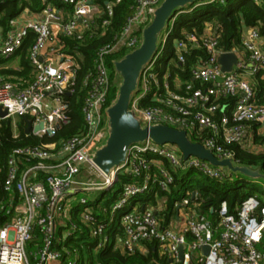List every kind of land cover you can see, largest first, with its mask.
Returning a JSON list of instances; mask_svg holds the SVG:
<instances>
[{
	"label": "built area",
	"instance_id": "1",
	"mask_svg": "<svg viewBox=\"0 0 264 264\" xmlns=\"http://www.w3.org/2000/svg\"><path fill=\"white\" fill-rule=\"evenodd\" d=\"M100 1L63 0L72 8L70 12L58 10L49 2L37 18L22 19L20 15L12 21L13 29L0 41V56H12L34 32L29 57L35 75L23 87L0 77V108L7 111L6 116L0 115V125L9 117L28 116L31 130L27 134L53 137L70 122L65 95L75 93L81 64L78 54L63 49L61 38L82 40L86 32H96L100 18L102 27L110 24L114 5L121 0ZM162 1L138 0L113 43L98 49L94 67L83 80L87 88L85 129L60 143L14 149L8 157L5 189L16 191L19 200L14 202L12 196L8 206L0 203V210L9 216L8 222L0 225V264H81L79 251L63 244L80 229L74 214L97 238V248L107 245L112 237L127 253L146 241H156L160 254L169 257L171 264H264V201L256 195L245 198L234 211L226 200L221 201L218 223H214L202 210V195L187 191V196L175 203L176 217H181L178 228L164 224L165 199L157 206L124 211L133 197L155 188L170 193L177 170H193L199 178L224 181L228 177L226 167L194 155L184 158L177 145L151 139L131 144L126 160L109 173L93 162L95 150L108 136L107 109L112 103L107 104L111 83L107 57L121 48L134 50L142 43L143 32L137 31L152 19ZM171 29L161 36L162 45ZM247 30L239 51L222 50L219 39L208 28L203 34L190 32L186 40H178L180 63L186 62L191 45L204 49L206 55L192 67V79H177L174 87L167 76L162 85L157 81L153 68L158 56H154L144 67L130 104L135 116L143 125L167 124L186 130L190 139L195 136V142L211 149L219 159L232 158L235 165L241 164L230 145L264 150V143L253 139V133L264 135V39L257 28ZM225 52L238 56L229 72L223 71L219 62ZM150 95L157 104L140 106V101ZM41 123L43 126L35 130ZM120 173H129L134 179L124 184L110 208H104L108 219H99L86 193L111 188ZM118 212H123L119 216L121 232L112 236L109 228ZM206 245L210 247L208 253L204 251Z\"/></svg>",
	"mask_w": 264,
	"mask_h": 264
},
{
	"label": "trees",
	"instance_id": "2",
	"mask_svg": "<svg viewBox=\"0 0 264 264\" xmlns=\"http://www.w3.org/2000/svg\"><path fill=\"white\" fill-rule=\"evenodd\" d=\"M49 2L54 4L58 10L64 9L67 12L72 10L63 0H0V27L4 35H7L13 29L12 21L23 12L28 10L32 14H40L45 4ZM100 2L104 4L103 0ZM137 3L138 0H121L116 3L114 5V14L110 17V24L102 27V18H100L96 32H86L82 40L68 36L61 38L64 44L63 49L66 52L79 55L81 67L77 73L75 93L65 95V99L69 103L70 122L58 129L53 137H39L27 134L28 116H19L20 119L17 120L15 125L12 117L3 120L0 125V203L8 206L12 196L14 197V202L19 200L16 191L9 192L5 189L7 161L14 149L49 142L60 143L62 139L85 129L83 106L87 88L84 86L83 80L94 67L98 49L103 45L113 43L116 35L121 33L128 18L134 13ZM150 22L148 21L141 25L137 32L142 34L143 29ZM209 24L219 39V47L222 50L239 51L242 45L243 33L247 29L257 28L264 39V0L260 2L255 0H226L224 3L199 0L183 8H178L168 27L161 35L163 38L164 34L172 27L167 41L162 45L161 38L158 51L155 54L158 59L154 63L153 72L156 74L159 84H163L166 76L173 87L177 79L182 82L192 79L191 69L200 56L206 55L205 51L202 48L191 45L190 50L186 53V62L182 64L178 60L179 50L176 43L181 39L186 40L187 33L196 32L203 34ZM35 36L34 32H30L22 46L17 50L22 54L23 70L20 71L22 75L28 74L33 69L29 55ZM131 51L132 49L121 48L107 57L111 81L107 104H111L116 100L119 90L121 77L116 71L115 63ZM150 97L151 95L142 99L140 106L157 104ZM253 139L256 143H264V135L253 133ZM191 140L196 141L197 138L191 136ZM230 147L235 151V157L239 164L248 165L264 173V150L256 152L242 149L239 145H230ZM175 176L176 180L170 193L158 191L155 188L147 193L133 197L124 211H131L136 206L138 210L157 206L161 199H165L162 204L167 207L165 210L166 221L164 223L167 225L171 222V219L176 218L177 206L175 203L186 197L187 191H191V193L198 191L205 200L202 206L203 212L207 213L214 223H218L217 210L223 200L229 203L231 211H234L236 206L251 195L257 194L256 196L264 201V183L261 184L260 181L249 184L236 178L233 181H228L230 180L229 177L224 181L203 179L199 178L193 170H177L175 171ZM133 179L134 177L129 173H120L111 188L101 191L95 199H90L89 204L93 206L99 219H108L109 214L104 212V208H110L118 199L124 184L131 182ZM243 188L247 189L244 191ZM79 208V205L75 206L77 211H79ZM123 212H118V218L109 228L112 236L121 232L119 216ZM8 217L5 214V210H0V225L8 222L6 221ZM74 217L80 225V229L68 237L63 244L79 251L81 264H171L169 257L160 254V245L156 241H146L140 247H137L134 252L127 253L116 247V241L112 237V240L107 245L97 248V238L91 236L90 228L81 222L77 214H74ZM173 264L183 263L175 262Z\"/></svg>",
	"mask_w": 264,
	"mask_h": 264
},
{
	"label": "water",
	"instance_id": "3",
	"mask_svg": "<svg viewBox=\"0 0 264 264\" xmlns=\"http://www.w3.org/2000/svg\"><path fill=\"white\" fill-rule=\"evenodd\" d=\"M197 1L199 0H163L155 9L151 22L143 30L142 43L115 63L116 71L122 80L116 100L107 109L108 136L92 157L94 164L103 172L109 173L112 168L124 162L131 144L151 139L158 144L177 145L184 158L194 155L208 160L215 166H223L252 178H264L259 169L248 165H235L232 158L219 159L211 149L192 141L186 130L167 124L143 125L130 109L132 98L138 91L142 71L158 51L161 35L175 11ZM237 59L235 52L222 53L219 57L222 70L231 71ZM0 115L6 116L7 111L0 108ZM42 126L41 123L35 130ZM30 130L29 124L26 132L29 133ZM209 248L208 245L204 246L205 253H208ZM181 258L183 259L182 247Z\"/></svg>",
	"mask_w": 264,
	"mask_h": 264
},
{
	"label": "crops",
	"instance_id": "4",
	"mask_svg": "<svg viewBox=\"0 0 264 264\" xmlns=\"http://www.w3.org/2000/svg\"><path fill=\"white\" fill-rule=\"evenodd\" d=\"M20 17L22 19L29 17L37 18L38 15L32 14L30 11L26 10L25 13H22ZM207 28L212 29L210 24L207 26ZM4 37L5 35L3 33L2 28L0 27V41H2ZM22 70H23L22 54L19 51L15 52L9 58H4L0 56V77H2L4 80L14 83L17 87H23L25 85H28L34 79V75H35L34 67L28 74H23V75L20 74V71ZM175 220L171 221L167 225L174 226L173 228H178L181 223V217H176ZM116 246L118 247L120 245L116 242Z\"/></svg>",
	"mask_w": 264,
	"mask_h": 264
},
{
	"label": "rangeland",
	"instance_id": "5",
	"mask_svg": "<svg viewBox=\"0 0 264 264\" xmlns=\"http://www.w3.org/2000/svg\"><path fill=\"white\" fill-rule=\"evenodd\" d=\"M121 80L122 79H120V83H121ZM120 83H119V85H120ZM12 118H13V124H15V122H17V120L20 119V117L18 115L17 116H13ZM224 170H225V172L227 173V176L230 179L228 181H231V180L233 181L234 178H236L238 180H242V181H244L246 183H249V184H251V182H255V181H258V182L260 181L261 184L264 183V178L263 177H261V178H252V177L246 176V175H244L242 173L235 172V171H233L231 169H228V168H224ZM262 174L264 175V173H262ZM243 189L245 191L247 188H243ZM100 192L101 191L88 192V193H86V195L89 196L91 199H95L96 197H98V195L100 194ZM171 227H174V226H171Z\"/></svg>",
	"mask_w": 264,
	"mask_h": 264
}]
</instances>
